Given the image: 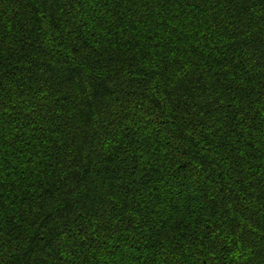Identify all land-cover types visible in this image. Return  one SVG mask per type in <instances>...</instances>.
<instances>
[{
    "label": "trees",
    "instance_id": "trees-1",
    "mask_svg": "<svg viewBox=\"0 0 264 264\" xmlns=\"http://www.w3.org/2000/svg\"><path fill=\"white\" fill-rule=\"evenodd\" d=\"M0 264H264V0H0Z\"/></svg>",
    "mask_w": 264,
    "mask_h": 264
}]
</instances>
